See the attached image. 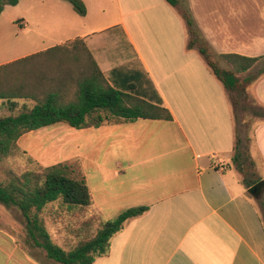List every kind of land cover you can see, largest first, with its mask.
Here are the masks:
<instances>
[{
	"label": "crops",
	"instance_id": "crops-1",
	"mask_svg": "<svg viewBox=\"0 0 264 264\" xmlns=\"http://www.w3.org/2000/svg\"><path fill=\"white\" fill-rule=\"evenodd\" d=\"M64 1L27 0L25 26L33 34L43 24L56 30L69 11ZM82 1L87 8L84 17L104 16L109 2ZM116 5V20L110 25L79 29L64 38L38 34L47 42L0 51V67L25 60L29 85L43 98L66 78L61 47L83 39L111 86L163 107L172 116L88 129L58 123L20 137L19 150L43 167L79 160L91 191L90 207L70 213L59 200L42 210L49 212L43 214L44 222L74 221L79 216L73 229L78 238L69 233L66 238L65 226L60 227L63 240L71 242L94 234L102 221L146 207L111 239L109 255L93 264H264V219L232 164L236 136L229 93L201 54L188 49L186 22L166 0H116ZM190 8L197 19L196 5ZM221 12L218 18L211 15L206 29L196 20L212 51L219 56H254L249 53L252 41L241 42V32L251 30L243 27L241 14L235 7L227 11L229 16L219 17ZM248 92L264 106V77ZM60 93L67 98L70 90ZM34 104L17 100L11 110L0 100V113L16 115ZM249 138L255 173L261 176L257 160L264 167L263 119L254 118ZM259 180L264 181V168ZM55 203L61 204L52 207ZM92 217V224L81 231L82 222ZM77 243L57 245L70 250ZM0 264L57 263L26 242L25 226L10 215L6 220L0 216Z\"/></svg>",
	"mask_w": 264,
	"mask_h": 264
},
{
	"label": "trees",
	"instance_id": "trees-1",
	"mask_svg": "<svg viewBox=\"0 0 264 264\" xmlns=\"http://www.w3.org/2000/svg\"><path fill=\"white\" fill-rule=\"evenodd\" d=\"M65 1L72 5L78 15H87V8L82 0ZM166 1L186 22L188 49H196L201 54L213 75L229 93L236 136L232 164L242 174L246 187L251 188L260 180L256 178L255 164L249 153L250 138L247 134L241 135L242 127H249L242 114L264 120V106L251 99L247 91L249 86L264 76V55L247 57L223 54L221 57L234 69L220 68L190 10L180 9L183 0ZM18 3L19 0H0V15L5 5L16 6ZM61 49L64 50L67 65L66 78H63L64 81L60 80L54 92L43 98L36 96L29 85V74L23 67L24 59L0 67V100L5 101L9 109H14L17 100L35 101L30 110L0 117V160L18 152L28 155L19 150V138L31 131L58 123H65L75 129H88L106 124L131 123L142 118L172 120L167 109L111 86L83 39H77L70 46H62ZM259 64L262 66L255 74L241 78L242 74L250 72ZM73 88L74 99L66 101L60 92ZM263 196L264 194L261 197ZM59 200L82 209L91 206V191L79 160H69L50 167H43L35 162V168L27 170L20 178L0 181V203L8 209L17 208L21 212L26 221V242L31 247L42 249L46 258L57 264H93L97 258L108 256L111 239L123 230L130 219L147 211L146 207L131 208L113 220L102 221L94 234L81 236L75 247L65 250L53 242L39 216L47 205ZM93 219L83 221L81 231L88 228Z\"/></svg>",
	"mask_w": 264,
	"mask_h": 264
},
{
	"label": "rangeland",
	"instance_id": "rangeland-1",
	"mask_svg": "<svg viewBox=\"0 0 264 264\" xmlns=\"http://www.w3.org/2000/svg\"><path fill=\"white\" fill-rule=\"evenodd\" d=\"M123 1L125 2V0ZM64 2L68 6L70 12L68 11L65 13V16L62 18L64 21H62V23L59 24L58 28H54L56 30H52L48 26V24L46 25L43 24L35 28V32H36L35 34L31 32V28L29 26L28 27L25 26V24L27 23V15H26L27 0H19L18 5L16 6L5 5L4 10L0 15V51L2 52L11 51V50L14 51L18 48L25 47L27 42H47L46 39L39 37L38 34L49 36L51 33H55L58 38L59 37L64 38L66 35L76 32L79 29H81V31L91 30L98 26L110 25L114 23V21L116 20V14H117L116 0H109L107 5V10L104 16L97 13H90L88 17L78 15V13H76L75 10L72 9L70 3L66 1ZM182 3L183 4L180 7V9L190 10L200 31L201 28L198 25L197 21H199L200 23L203 21V25H206L205 29L209 28L210 26L209 22L213 15L215 16V18L216 17L218 18L217 12L222 11L221 13L223 14H220L219 17H222V15L229 16L227 14V11L230 8L235 7L237 13H240L241 17L243 18L242 19L243 27L251 28V30H243V32H241V42H249L246 39H250L252 41L253 45L252 48H250L249 53L254 56L251 57H255V56L260 57L264 55V0H183ZM191 4L193 6L196 5V11L200 12V15H198L197 13V19L192 13L193 12L192 8H190ZM201 33L203 35L202 31ZM115 35H117L118 37L116 39H119L121 41L123 40L120 34L116 33ZM157 36L158 35L154 34L153 40H155V42L158 41ZM242 47H244V44H242ZM213 54H214L213 59L220 68L225 70L234 69L233 66L226 59L217 55L214 50H213ZM261 66L262 65L260 64L255 66V68L252 69L250 72H247L246 74H242L241 78H243L248 74L249 75L255 74L261 68ZM146 82L148 84L146 83L145 86L147 88L149 86L148 93L151 95V92L153 90L148 80ZM256 82H254L253 84H255ZM74 92H75L74 88L70 90V93L66 98V101H71L74 99ZM248 95L251 99L256 100L251 94V92L250 93L248 92ZM0 116H3V114L0 113ZM242 116L245 118V121L250 128L242 127L241 135L245 136L247 134L248 136H250L251 128L254 122V117L250 115L245 116L243 114ZM35 162H37L35 159L30 158L28 155H25L22 152H18L9 157L2 158L0 160V181L7 182L11 178H20L24 172H26L29 169L35 168ZM257 163H258V172L261 176L256 175V178L259 180L262 178L264 167H262L261 162H259L258 160ZM249 196H251V198H253L258 203L259 209L264 219V196L258 199L253 197L251 194H249ZM57 204H61V203H55L52 205V207H58ZM61 206L62 209H65V211H68L70 213H74L80 209V207L74 205L61 204ZM9 210H11L12 213H10ZM43 214L44 217H46L49 215V212L44 213L43 211V213L42 212L39 213L40 219L44 221L42 217ZM10 215L13 217V219H16L22 225L26 226V221L23 218L21 212L17 208L8 209L3 204L0 203V216L3 217V220H6V217ZM74 221L71 220L69 221V219L66 218V220L64 219V221L63 220L61 221L60 219V221L53 222V218L51 219L49 218V220L46 221L47 224L45 222L44 223L51 237L56 241L57 244L63 247V245H67V243L69 244L75 242L77 243L78 240L80 239V238L77 239L78 237L73 231V229L76 228L77 226ZM63 225L65 226L64 228L66 231L65 237L68 238V233H69L72 236L77 237L74 239L75 242L73 241V239L71 242H65L63 240L62 238L63 233L60 228Z\"/></svg>",
	"mask_w": 264,
	"mask_h": 264
},
{
	"label": "water",
	"instance_id": "water-1",
	"mask_svg": "<svg viewBox=\"0 0 264 264\" xmlns=\"http://www.w3.org/2000/svg\"><path fill=\"white\" fill-rule=\"evenodd\" d=\"M248 193L256 199L264 194V181H260L248 189Z\"/></svg>",
	"mask_w": 264,
	"mask_h": 264
}]
</instances>
